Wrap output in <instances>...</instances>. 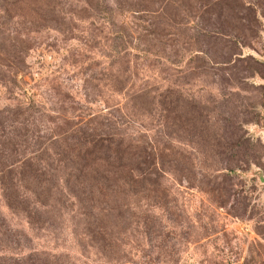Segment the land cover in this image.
Wrapping results in <instances>:
<instances>
[{"label":"rangeland","instance_id":"obj_1","mask_svg":"<svg viewBox=\"0 0 264 264\" xmlns=\"http://www.w3.org/2000/svg\"><path fill=\"white\" fill-rule=\"evenodd\" d=\"M0 264H264V0H0Z\"/></svg>","mask_w":264,"mask_h":264},{"label":"trees","instance_id":"obj_2","mask_svg":"<svg viewBox=\"0 0 264 264\" xmlns=\"http://www.w3.org/2000/svg\"><path fill=\"white\" fill-rule=\"evenodd\" d=\"M96 142L89 141L88 143L76 144V145H64L60 149H55V157L65 170V175L68 177H74L76 179H82L87 181L89 178H93V181L97 184L104 183L106 179L120 180L122 186H128L133 181L135 173L128 168L132 154L129 147H125V153L121 152V146L117 145L113 149L110 147H98ZM33 157H36L33 155ZM32 161L26 162V167L29 168L33 164ZM34 184V183H33ZM80 184H83L81 182ZM106 185V184H104ZM39 186V185H38ZM99 186L97 189H100ZM37 204L42 205L39 200H35ZM43 206V205H42Z\"/></svg>","mask_w":264,"mask_h":264}]
</instances>
